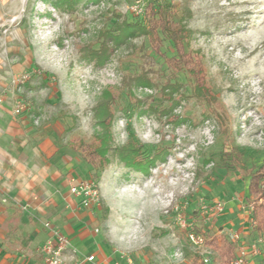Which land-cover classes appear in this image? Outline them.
I'll return each instance as SVG.
<instances>
[{
	"label": "rangeland",
	"instance_id": "rangeland-1",
	"mask_svg": "<svg viewBox=\"0 0 264 264\" xmlns=\"http://www.w3.org/2000/svg\"><path fill=\"white\" fill-rule=\"evenodd\" d=\"M141 1L0 0V103L21 102L15 116L65 147L108 140L94 157L69 151L100 199L59 230L77 240L63 264H224L225 237L264 264L251 223L264 199L249 191L264 174V0H162L186 42L163 34V55L145 36L118 41ZM47 240L23 261L0 248V264H45Z\"/></svg>",
	"mask_w": 264,
	"mask_h": 264
},
{
	"label": "crops",
	"instance_id": "crops-1",
	"mask_svg": "<svg viewBox=\"0 0 264 264\" xmlns=\"http://www.w3.org/2000/svg\"><path fill=\"white\" fill-rule=\"evenodd\" d=\"M20 117L11 100L0 103V248H15L23 261L52 235L45 223L66 230L65 220H73L76 203H82L70 191L80 178L73 149L59 143L49 127L40 130ZM66 236L77 249L75 237Z\"/></svg>",
	"mask_w": 264,
	"mask_h": 264
},
{
	"label": "trees",
	"instance_id": "trees-1",
	"mask_svg": "<svg viewBox=\"0 0 264 264\" xmlns=\"http://www.w3.org/2000/svg\"><path fill=\"white\" fill-rule=\"evenodd\" d=\"M143 3V13L136 14L133 20H124L121 25L117 28L119 30V42L125 41L127 38H136L140 36H145L149 38L155 52L162 54L161 43L163 42V34H165L169 40L172 41L175 50L179 49L182 45L185 47V35L182 32L181 27L175 31L173 30V24L178 23L180 19L174 16L171 12V3L162 0H142ZM70 142V146L75 151L89 150V155L92 157L99 154L101 150L104 152L107 149L108 140L106 137L95 136V143L88 144L85 141L78 140L77 142ZM80 141V142H79ZM87 162L95 167V163L92 160L87 159ZM263 170V169H262ZM251 182L249 185V191L258 192L260 197L264 199V189L261 188V179L263 173L261 171L251 172ZM252 218L256 221V230L264 235V202L254 206L253 212L251 214ZM224 245L222 250V258L224 264H229L236 255V245L234 242L230 241L226 237L222 240ZM209 246L214 250H219L218 242L212 239L208 242Z\"/></svg>",
	"mask_w": 264,
	"mask_h": 264
},
{
	"label": "built area",
	"instance_id": "built-area-1",
	"mask_svg": "<svg viewBox=\"0 0 264 264\" xmlns=\"http://www.w3.org/2000/svg\"><path fill=\"white\" fill-rule=\"evenodd\" d=\"M136 14H141L143 11V3L134 8ZM27 78L26 75L22 78L17 79V83L23 82ZM3 97H0V101H3ZM24 109V105L21 102H18L14 108V115H19ZM264 185V181H263ZM71 193L75 197L81 198L82 206L90 207L96 205L99 202V190L97 186L91 180L85 179H73V183L70 188ZM222 205L219 204V207ZM251 223L256 225V221L251 218ZM45 227L52 230V235L48 238L46 243L43 245L42 253L44 256L45 264H63L64 252L72 251L73 253L77 251L76 247L71 244L70 239L62 234L61 232L55 230L51 223H45ZM236 237V236H233ZM194 238V237H192ZM237 253L234 259L229 264H246L248 254L258 255L260 253L259 248L256 245L248 246H239ZM102 264L96 255L87 254L82 260L81 264ZM201 264H212L210 257L206 256L201 259Z\"/></svg>",
	"mask_w": 264,
	"mask_h": 264
}]
</instances>
